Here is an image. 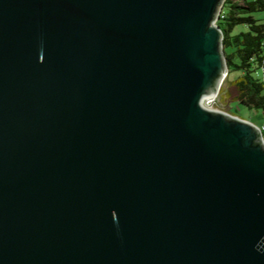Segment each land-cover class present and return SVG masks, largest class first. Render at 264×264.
I'll return each mask as SVG.
<instances>
[{"label":"water","instance_id":"95a60500","mask_svg":"<svg viewBox=\"0 0 264 264\" xmlns=\"http://www.w3.org/2000/svg\"><path fill=\"white\" fill-rule=\"evenodd\" d=\"M223 2L0 0V264H264Z\"/></svg>","mask_w":264,"mask_h":264},{"label":"trees","instance_id":"16d2710c","mask_svg":"<svg viewBox=\"0 0 264 264\" xmlns=\"http://www.w3.org/2000/svg\"><path fill=\"white\" fill-rule=\"evenodd\" d=\"M260 12L264 0H224L217 18L227 74L237 73L220 90L228 108L238 101L264 111V13Z\"/></svg>","mask_w":264,"mask_h":264},{"label":"rangeland","instance_id":"374dc122","mask_svg":"<svg viewBox=\"0 0 264 264\" xmlns=\"http://www.w3.org/2000/svg\"><path fill=\"white\" fill-rule=\"evenodd\" d=\"M260 13H264V12H260ZM236 74L237 73L226 74L215 98L212 100L210 99L208 102H206V104L209 105L213 101L208 108L220 110L230 115L249 120L254 124H256L258 127L264 126V111L260 109L248 108L246 105L241 104L238 101L230 102L228 108V104H226L224 100L221 98L220 90L227 88L228 80L233 79L236 76ZM263 138H264V134H263Z\"/></svg>","mask_w":264,"mask_h":264},{"label":"bare ground","instance_id":"6f19581e","mask_svg":"<svg viewBox=\"0 0 264 264\" xmlns=\"http://www.w3.org/2000/svg\"><path fill=\"white\" fill-rule=\"evenodd\" d=\"M220 85H221V84H220ZM216 95H217V94L215 93L214 96H213V98H211V100L214 99ZM206 100H208V98H206V99H204V100L202 101V103H203L204 106H205L204 102H205ZM208 101H209V100H208ZM208 101H207V102H208Z\"/></svg>","mask_w":264,"mask_h":264},{"label":"built area","instance_id":"2783aa9c","mask_svg":"<svg viewBox=\"0 0 264 264\" xmlns=\"http://www.w3.org/2000/svg\"><path fill=\"white\" fill-rule=\"evenodd\" d=\"M259 129L261 132H262V130L264 131V126H260Z\"/></svg>","mask_w":264,"mask_h":264}]
</instances>
